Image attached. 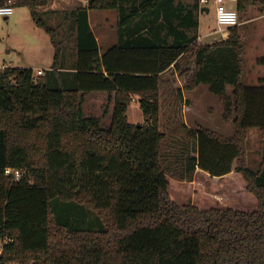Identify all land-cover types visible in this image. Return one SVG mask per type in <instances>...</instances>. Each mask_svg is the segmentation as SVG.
<instances>
[{
	"label": "trees",
	"instance_id": "1",
	"mask_svg": "<svg viewBox=\"0 0 264 264\" xmlns=\"http://www.w3.org/2000/svg\"><path fill=\"white\" fill-rule=\"evenodd\" d=\"M9 1L30 10L54 59L41 76L0 69V264H264V77L260 86L243 84L238 26L226 40L201 45L200 0H85L56 27L40 12L51 0H0V6ZM250 8L264 15V0H236L239 14ZM97 10L119 14V42L104 53L90 23ZM65 24L77 49L69 69L60 37ZM168 74L186 80L183 89L165 90ZM198 86L222 103L231 136L189 128L176 114L185 105L183 90ZM96 92L107 95V108L113 105L107 128L84 110ZM169 97L173 131L184 134L185 157L176 162L185 179L200 170L222 179L230 193L238 182L255 197L256 211L201 210L171 199L161 127ZM133 99L142 110L140 127L128 120ZM251 129L263 142L256 170L247 158ZM59 201L93 212L100 229L60 221L53 208Z\"/></svg>",
	"mask_w": 264,
	"mask_h": 264
},
{
	"label": "rangeland",
	"instance_id": "2",
	"mask_svg": "<svg viewBox=\"0 0 264 264\" xmlns=\"http://www.w3.org/2000/svg\"><path fill=\"white\" fill-rule=\"evenodd\" d=\"M86 5L85 0H51L46 7L40 9V12L43 13V18L50 26L56 27L58 24L63 25L67 13ZM207 8L210 11L203 13L200 33L205 34L208 30L214 32L213 39L210 35V40L215 41L221 40L222 36H229V29L222 32L217 24L215 6L211 4ZM89 14L91 26L100 44L108 46L114 43L117 27H115L113 16L116 12L97 10L90 11ZM262 16L263 13L258 8H250L245 14H239L238 28L244 46L245 59L242 82L248 87L260 86L258 79L264 77V17ZM106 18L107 22H105ZM60 37L66 41V50L72 49V45L75 46L69 24L63 26ZM53 55L54 50L49 36L36 26L28 8L15 7L14 14L9 19L3 18L0 21V69H5L4 65H8L13 68L32 69L35 73L40 69L46 71L53 60ZM166 79L170 82L167 88L164 87L165 90L175 88L174 85L176 87L184 85L182 79L179 83L177 78H173L171 74H168ZM228 92L232 93L231 87H228ZM166 100L167 104H164L161 116V127L167 135L164 164L168 168L171 199L178 205L192 204L201 210L230 208L245 212L256 211L258 206L255 197L247 193L238 182L233 185L232 192L235 193L233 194L222 188V179H215L204 172L193 175L191 181L185 179L183 163L176 162L178 158L180 161L184 154V134H177L173 131V124L170 120L173 119L174 107H170V97ZM134 102L128 109V120L133 125L141 126L144 123L142 110L136 99ZM189 102L190 104H183L175 111L186 125L188 123L191 128L201 125L224 136L233 134L232 124H226L222 120L223 105L216 96L209 94L205 89H200L195 97H190ZM107 106V95L96 92L87 97L84 110L87 116L101 118L102 126L107 128L111 124L113 114L112 105L109 108ZM106 109H108L107 114H105ZM262 150L263 142L260 131L251 129L247 144L248 165L251 170H256L260 164ZM53 208L55 216L72 227L100 229L97 216L86 208L61 201L56 202Z\"/></svg>",
	"mask_w": 264,
	"mask_h": 264
},
{
	"label": "crops",
	"instance_id": "3",
	"mask_svg": "<svg viewBox=\"0 0 264 264\" xmlns=\"http://www.w3.org/2000/svg\"><path fill=\"white\" fill-rule=\"evenodd\" d=\"M183 1H185L186 3H189L190 2V0H183ZM225 2H227V4H226V6L227 7H229V8H234L235 7V5H236V0H225ZM106 12H109V11H106ZM203 13H200V16H199V22H200V27H199V38H198V42L201 44V45H209V44H212V43H214V42H216L215 40H210V35H211V37H212V39H213V33L214 32H212V31H210V30H208V32L207 33H205V34H201L200 33V28H201V21H202V17H203ZM114 17V21H115V27H117L118 26V22H119V14L116 12V15H114L113 16ZM262 17H264V15L262 16ZM9 19V18H8ZM7 20V19H6ZM108 21V19L106 18L105 19V22H107ZM224 30L225 29H221V31L222 32H224ZM229 36H227V37H225V36H222L221 38V40H226L227 38H228ZM98 40V43H99V45H100V47H101V53H104L105 51H107L108 49H110L111 47H113V46H115V45H117L118 44V42H119V35H118V28H117V30H116V41L114 42V43H111V44H109L108 46H106V45H101L100 44V42H99V39H97ZM217 41H219V40H217ZM104 48L106 49V50H104ZM70 50H71V54H70ZM70 50H66V47H65V68H70L73 64H74V62H75V60H76V57H77V49H76V47L75 46H73L72 45V49H70ZM53 59H54V55H53ZM244 62H245V59H244ZM52 64H53V60H52V62L49 64L50 66L49 67H47L48 69H50V67L52 66ZM5 67H10V66H8V65H4ZM10 68H13V67H10ZM17 68H22V69H27V68H25V67H17ZM41 70V69H40ZM45 71V69H42L41 71ZM176 78H177V80H178V82L180 83V79L181 78H179V76L178 75H176ZM183 81H184V85H185V82H186V80H184V79H182ZM259 80V79H258ZM184 85L182 86V85H180V86H178V87H180L181 89H183V87H184ZM175 86V88H176V85H174ZM200 89H205L207 92H208V89L206 88V87H204V86H198V87H195V88H193V90H191V91H185V90H183V99H184V102H185V105L186 104H190V97L192 96V97H195V94H196V92L197 91H199ZM209 93V92H208ZM210 94V93H209ZM91 94H89L87 97H89ZM102 97H103V95H101ZM87 97H86V99H87ZM171 98V97H170ZM173 98V97H172ZM171 98V99H172ZM135 101V99H133L132 100V103ZM86 102V101H85ZM135 103V102H134ZM84 107H85V104H84ZM111 107H113V105L111 106ZM187 126L189 127V128H191L189 125H188V123H187ZM223 135V134H222ZM232 135V134H231ZM230 135V136H231ZM198 172H203V171H200V170H197L196 171V173H198ZM195 173V174H196ZM204 173H206V172H204ZM208 174V173H207ZM215 178V177H214ZM215 179H219V178H215Z\"/></svg>",
	"mask_w": 264,
	"mask_h": 264
},
{
	"label": "built area",
	"instance_id": "4",
	"mask_svg": "<svg viewBox=\"0 0 264 264\" xmlns=\"http://www.w3.org/2000/svg\"><path fill=\"white\" fill-rule=\"evenodd\" d=\"M215 6L216 9V21L220 29H229L232 27H237L240 25L239 14L237 10L233 8H229L225 4V0H200V5L203 8H207L209 5ZM14 2L9 1L3 6H0V21L4 19H8L10 16L14 14ZM38 76L44 75V71L38 70ZM5 174L11 176L18 180L21 176L19 171H13L11 169H7ZM3 251V243L0 242V254Z\"/></svg>",
	"mask_w": 264,
	"mask_h": 264
},
{
	"label": "water",
	"instance_id": "5",
	"mask_svg": "<svg viewBox=\"0 0 264 264\" xmlns=\"http://www.w3.org/2000/svg\"><path fill=\"white\" fill-rule=\"evenodd\" d=\"M209 11H210V10H209L208 8H203V9H201V13H204V12H205V13H209ZM137 126L140 127L139 124H138Z\"/></svg>",
	"mask_w": 264,
	"mask_h": 264
}]
</instances>
